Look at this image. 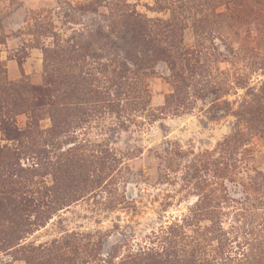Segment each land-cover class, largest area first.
Here are the masks:
<instances>
[{"label": "rangeland", "instance_id": "obj_1", "mask_svg": "<svg viewBox=\"0 0 264 264\" xmlns=\"http://www.w3.org/2000/svg\"><path fill=\"white\" fill-rule=\"evenodd\" d=\"M0 70V264H264V0H0Z\"/></svg>", "mask_w": 264, "mask_h": 264}, {"label": "trees", "instance_id": "obj_2", "mask_svg": "<svg viewBox=\"0 0 264 264\" xmlns=\"http://www.w3.org/2000/svg\"><path fill=\"white\" fill-rule=\"evenodd\" d=\"M246 1L253 2V0ZM125 18L129 22V26H126L127 29L125 31L130 32V37H132L133 40L136 42H142L143 44H153V46H156V48L157 46H160L161 48L166 49L160 44V34L156 31V33L152 31L146 21L134 16L133 13L125 14ZM135 41L132 43V45L135 44ZM73 51L75 50L73 49ZM64 52L67 55L70 53L67 51V49H65ZM7 92L8 91L6 87L0 88V131L6 139L19 141L21 137L26 135V133L20 130L15 124L14 118L11 115V108L9 110L7 109L8 104H5V96ZM27 92L34 102L36 100L38 102H44L50 100V98L55 94V89H53L52 86L48 84V86L46 85L42 87L30 86ZM121 93L122 91L116 90L113 95L117 98L119 97L118 99H121ZM124 93H126V91H124ZM14 155V151L8 148L7 145L0 144V166L1 163L5 162L6 160L14 158ZM33 199L27 198V195H24V193L20 195L18 199L0 197V234L3 235V237H0V241L12 246L21 238L17 235V233L26 224V220L28 222L26 215L31 208L38 206V200L35 199L34 201ZM35 211L37 210L35 209ZM35 255L39 256L41 253L38 252ZM157 255L158 254L147 255L146 257H141L140 260L150 264H157ZM57 257H62V254L59 250H56V258ZM137 259L138 258L134 259V261ZM25 260L27 264L32 262L30 257L25 258Z\"/></svg>", "mask_w": 264, "mask_h": 264}]
</instances>
